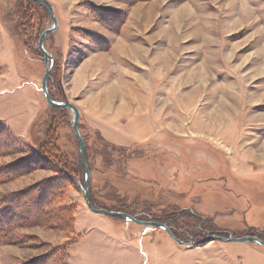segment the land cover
<instances>
[{"label":"rangeland","instance_id":"obj_1","mask_svg":"<svg viewBox=\"0 0 264 264\" xmlns=\"http://www.w3.org/2000/svg\"><path fill=\"white\" fill-rule=\"evenodd\" d=\"M48 1V86L79 108L92 192L157 219L185 212L187 243L92 210L60 173L55 160L81 159L72 111L41 86L53 21L33 5L16 38L6 21L26 2L0 0V111L21 117L0 123V264H55L69 242L70 264H264L263 245L204 241L264 237V0Z\"/></svg>","mask_w":264,"mask_h":264},{"label":"water","instance_id":"obj_2","mask_svg":"<svg viewBox=\"0 0 264 264\" xmlns=\"http://www.w3.org/2000/svg\"><path fill=\"white\" fill-rule=\"evenodd\" d=\"M35 1H38L40 2L41 4H43L52 21H53V26L51 27H48L47 29H45L42 34L40 35V39H39V44H38V47H39V50L44 54V57H45V62H46V70H45V74L42 78V82H41V86H42V89H43V93H44V96L47 100V102L53 106V107H56V108H67V109H70L73 113V129L77 135V138H78V141H79V145H80V153H81V159H82V162H83V165H84V168H85V174H86V178H85V182L84 184H80V189L81 191L83 192V195H84V198H85V201L87 203V205L94 211L96 212H99V213H102V214H106V215H109V216H113V217H123L125 218L127 221H132V222H135V223H138V224H143V225H151V226H158V227H162L164 229H166L173 237L176 241H178L179 243H182V244H185L187 242L183 241L182 239H179L177 238L173 232L171 231V229L167 226V224L163 223V222H159V221H155V220H141V219H138L137 217L129 214V213H125V212H121V211H112V210H108V209H105V208H96L93 203H92V200H91V194H90V188H89V183H90V178H91V171H90V168H89V165L87 163V160H86V156H85V142H84V139L80 133V130H79V119H80V111H79V108L77 105H75L73 102L69 101L68 99L65 100V101H56L54 100L52 97H51V94H50V90H49V86H48V82H49V77H50V74L52 72V69H53V62H54V59H53V56L47 51V49L45 48V45H44V41H45V38L46 36L54 31L57 26H58V19H57V16L53 13V9H51L50 5L46 2V0H35ZM51 60L52 64L50 65L49 64V61ZM216 239H219V240H231V241H242V242H255L257 244H260V245H263L264 246V240L259 238L258 236H254V235H244V236H241V237H235L233 235H229V236H221V235H218V234H212L211 232L208 234V237L204 240L205 242L206 241H210V240H216ZM203 241V242H204ZM199 243L198 242H194V241H189L188 244L190 245H193V244H197Z\"/></svg>","mask_w":264,"mask_h":264},{"label":"trees","instance_id":"obj_3","mask_svg":"<svg viewBox=\"0 0 264 264\" xmlns=\"http://www.w3.org/2000/svg\"><path fill=\"white\" fill-rule=\"evenodd\" d=\"M24 1L26 2V4L24 5L21 2L23 5H21L20 9H18V11H17L18 14L17 15L14 16L13 14H14V10L15 9L14 8L11 9L10 13L14 16V18L12 17L11 20L9 19L10 21H6V22H8L7 25L9 26L10 33L14 32L13 35L16 38L21 37L23 39H26L27 35L25 34V31L23 30V28L27 27V23L29 24V22L31 21V18L34 16V13L31 12V9L33 10V8H31V6L37 5L39 7V5H40V6H43L45 8L47 13H48V11H47L46 7L43 4H41L40 2H38V1H35V0H24ZM46 2L50 5L51 9H53V6L51 5V3L48 0H46ZM53 11H54V9H53ZM10 13L5 15V16H3L4 20H7L6 18H9ZM48 15H49V13H48ZM15 31H16V33H15ZM43 31L44 30H42L39 33V39H40V35L42 34ZM17 43H19V41H17ZM53 59H54V56H53ZM49 64L50 65L52 64L51 60L49 61ZM54 64H55V59H54V62H53V68H54ZM45 70H46V67H45ZM52 71H53V69H52ZM49 90H50V88H49ZM50 94H51V92H50ZM51 97L53 98L54 96L51 94ZM72 128H73V126H72ZM76 137H77V135H76ZM77 140H78V138H77ZM78 144H79V141H78ZM53 145H54V143H53ZM79 155H80V159H81L80 145H79ZM46 159H48V158L45 157V160ZM60 159H61L62 162H64L61 157H60ZM55 162H57L56 164L58 165L60 173H65L67 175V177H69L70 180H73L77 185H80V184L85 182L86 174H85V168H84L82 159H81L80 162L78 161L77 163H75V165L70 166L69 169H67V170L64 169L63 167H60V165H59L60 163H59L58 159L55 160ZM87 162H88V160H87ZM89 188H90V194H91L92 203H93V205L96 208H105V209L112 210V211H121V212L129 213V214H131V215H133V216H135V217H137L138 219H141V220H147V219L150 218V220L163 222V223L167 224V226L171 229V231L173 232V234L177 238L182 239L181 235H180V233L178 231L179 229H182V227L178 225L179 224L178 223V216L182 215V213H185V212H182L178 216L177 215H173L171 217H169L168 215H162V216H160L157 219V217L151 216V212L149 210L144 209L141 212H137L135 207H133L132 205H128V204H126V202H123V201L120 202L118 200H112V201L115 202V203L113 202L114 204H110V203H107V202L102 203V202L98 201V199L96 198V196L92 192L90 186H89ZM139 194L140 193H138V195ZM74 217L75 216L73 215V218ZM258 237L264 240V237H262L261 235H259ZM72 243L73 242H71V243L69 242L67 245H65V247L68 250L66 251L67 252L66 255L65 254H64V256L61 255V257L63 259L62 258L59 259L58 256L57 257L56 256H52V258L54 257L53 260L55 261V264H70V262H69V260H70L69 248H70V245H72ZM59 251L63 252V249L59 248ZM30 264H33V263H30Z\"/></svg>","mask_w":264,"mask_h":264},{"label":"crops","instance_id":"obj_4","mask_svg":"<svg viewBox=\"0 0 264 264\" xmlns=\"http://www.w3.org/2000/svg\"><path fill=\"white\" fill-rule=\"evenodd\" d=\"M12 41L11 40H7L5 43L2 44L3 46V49L5 51H7V53H10L9 51H11L12 49ZM7 92V90L3 89L1 90L0 89V94L1 93H5ZM17 102V101H16ZM5 106V105H3ZM6 108L8 109V107L6 106ZM5 109V107L0 111V123H4V124H7V125H16L17 123L19 124V122L21 121V117L18 115V113H14L13 111H11L12 109H9L8 111H5L7 110ZM11 111V112H10ZM26 122V121H25ZM27 123V122H26ZM25 125V124H24ZM20 135H23V133H21Z\"/></svg>","mask_w":264,"mask_h":264}]
</instances>
